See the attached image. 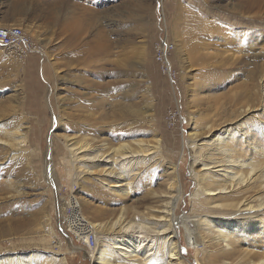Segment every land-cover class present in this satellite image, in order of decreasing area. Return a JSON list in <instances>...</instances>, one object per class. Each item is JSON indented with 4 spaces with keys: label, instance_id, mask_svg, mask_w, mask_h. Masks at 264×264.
<instances>
[{
    "label": "rangeland",
    "instance_id": "rangeland-1",
    "mask_svg": "<svg viewBox=\"0 0 264 264\" xmlns=\"http://www.w3.org/2000/svg\"><path fill=\"white\" fill-rule=\"evenodd\" d=\"M248 1L0 0V27L24 28L42 51L19 60L0 47V264H97L109 231L97 229L95 250L76 240L65 226L69 198L109 228L120 215L163 211L175 184L184 264H207L190 224L213 215L193 208L202 169L193 155L241 124L264 139L261 112H242L249 93L257 110L264 85V7ZM165 29L174 83L154 57ZM95 42L96 55H85ZM73 145L86 146L83 159ZM122 145L150 150L115 170L130 175L129 192L102 162L84 160L119 156ZM243 236L244 249L264 255L262 234Z\"/></svg>",
    "mask_w": 264,
    "mask_h": 264
},
{
    "label": "bare ground",
    "instance_id": "bare-ground-1",
    "mask_svg": "<svg viewBox=\"0 0 264 264\" xmlns=\"http://www.w3.org/2000/svg\"><path fill=\"white\" fill-rule=\"evenodd\" d=\"M245 5H248L247 7L257 5L261 8L264 7V0H250ZM52 12L53 8H50L47 13L52 16ZM53 21L56 19L53 18ZM91 46L85 55H96V42ZM262 81L264 84V80ZM254 96L249 93L241 98L244 107L242 112L249 114L261 112V118L258 121L259 124L264 125V85L260 97L261 103L257 110L249 104L250 101H255L252 100ZM237 123L230 125L232 127ZM243 125L235 129L226 128L219 135H213L203 144L206 148L199 154L193 155L192 167L197 164L202 167L200 173L193 172L198 183L197 191L192 195L193 208L210 210L213 215L193 220L190 224L195 228L191 231L192 238L198 240L194 231H199L200 239L205 246L203 250L207 264H264L262 253L258 251L259 255L252 254V256L251 250L244 249L241 245L242 241L248 239L243 236L247 232H258L264 237V163L255 159L259 155L264 156V150L257 143H264V139L257 141L250 128ZM261 134L264 136V131ZM125 146L127 145L118 147L119 156L100 155L84 160L102 162L103 167H107L106 169L101 167L104 169L105 176L115 180L114 187L129 192L131 183L128 182V177L130 175L125 174V169L121 172L115 170L120 168L119 164L122 161L130 159L131 165L136 158L138 160L139 157L149 154L150 150L138 152L130 149L127 152L122 150ZM86 149V146L85 149L74 146L71 151L79 155L77 158L80 160L85 157L82 153L86 152ZM175 185L168 193L169 202L163 211L148 210L149 213L141 215L142 218L139 215L130 221L128 217L120 215L109 228L106 227L107 225L96 223V229L102 232L109 231L107 240L103 241L98 248L96 262L99 264H184L183 249L181 250L178 244V226L181 221L176 219V212H174L176 207L174 202L182 196V193L179 187L177 188V184ZM170 204H173V207ZM183 219L187 220V217ZM189 238L192 240L191 237Z\"/></svg>",
    "mask_w": 264,
    "mask_h": 264
},
{
    "label": "built area",
    "instance_id": "built-area-1",
    "mask_svg": "<svg viewBox=\"0 0 264 264\" xmlns=\"http://www.w3.org/2000/svg\"><path fill=\"white\" fill-rule=\"evenodd\" d=\"M169 30H164V38L157 42L154 57L162 67V72L167 76L171 83L176 78L172 66V53L174 44L170 41ZM0 47L11 50L12 55L19 60H24L32 53H39L41 47L35 44L30 35L19 26L0 27ZM173 88V86H171ZM175 90V88H174ZM66 228L73 234L76 240L83 241L88 249L95 250L98 245L96 227L84 215L80 204L75 198H69L68 216H66Z\"/></svg>",
    "mask_w": 264,
    "mask_h": 264
}]
</instances>
